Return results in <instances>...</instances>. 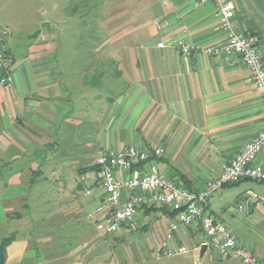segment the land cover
I'll list each match as a JSON object with an SVG mask.
<instances>
[{
    "label": "crops",
    "instance_id": "0c3cea01",
    "mask_svg": "<svg viewBox=\"0 0 264 264\" xmlns=\"http://www.w3.org/2000/svg\"><path fill=\"white\" fill-rule=\"evenodd\" d=\"M232 1L237 32L260 38L264 62V0ZM78 2L86 4L79 25L80 35L90 31L89 48L71 32L79 27L55 26L36 32L21 53L22 40L13 33L5 38L0 29V51H6L14 75L11 89L0 86V241L24 225L30 201L41 198V214L53 224L36 245L17 234L6 264H109L103 254L111 236L96 230L94 216L105 194L98 172L91 177L92 171H83L97 165L103 153L131 145L148 152L163 148L162 157L137 170L155 169L201 191L263 128L264 101L241 58L209 51L227 41L213 3ZM182 39L191 45L189 54L177 46ZM254 163L264 167V150ZM86 191L91 195L84 196ZM251 193L264 195V182L227 185L206 209L264 261V204L250 201ZM156 208L141 209L115 239L126 240L139 223L137 230L155 234L152 253L174 248L175 237L190 242L191 252L210 264L240 263L219 259L208 247L202 256L201 227L173 229L177 217ZM143 217L149 221L141 223Z\"/></svg>",
    "mask_w": 264,
    "mask_h": 264
},
{
    "label": "built area",
    "instance_id": "2783aa9c",
    "mask_svg": "<svg viewBox=\"0 0 264 264\" xmlns=\"http://www.w3.org/2000/svg\"><path fill=\"white\" fill-rule=\"evenodd\" d=\"M200 3H213L216 6L220 26L227 36L226 43L218 49H210V53L237 54L249 70L255 88L264 101V62L259 49L260 38L254 34L237 32L233 21L236 5L232 0H200ZM1 33L5 38L11 34L8 27L2 28ZM159 46L163 47L164 44ZM177 46L184 54L190 53L191 45L186 40H179ZM13 85L14 75L6 51L3 50L0 51V86L11 89ZM262 125L257 136L246 143L223 172L209 181L201 191L180 184L155 169L149 172L137 170L149 160L162 157L165 152L163 148L148 152L131 145L122 150L103 153L97 165L105 199L94 212L96 230L100 234L112 236L133 223L144 207L167 206L177 212V223L173 229L178 225L200 226L205 236L202 246L213 249L219 259H235L241 264H264L262 259L243 248L236 234L206 209L212 196L227 184L244 179L264 182V167L254 163L264 150V114ZM120 173H132V176L122 179L118 177ZM90 195L91 191L84 193V196ZM249 200L264 204V195L251 193ZM189 252L185 246L179 249L163 246L156 248L153 255L156 260H163Z\"/></svg>",
    "mask_w": 264,
    "mask_h": 264
},
{
    "label": "rangeland",
    "instance_id": "374dc122",
    "mask_svg": "<svg viewBox=\"0 0 264 264\" xmlns=\"http://www.w3.org/2000/svg\"><path fill=\"white\" fill-rule=\"evenodd\" d=\"M85 5L86 4H83V7L78 0H0V29L8 27L11 35L13 33L18 39L20 38L23 42L20 44V51L21 53H26V42L41 29L55 26L61 29L79 27L77 28L78 30H71V32H75L77 36L80 37L79 39L84 42L81 44V47L86 49L92 46L94 41H88L87 35L90 34V31H88L87 34L85 32L86 35H80V31L82 30L80 26L82 25H79V21L83 22L81 19L85 17L82 16L86 12ZM91 34L94 35L95 40H98L96 31ZM97 65L98 64H96L95 67ZM100 68L101 66L98 68L97 74L101 73ZM110 79L111 81L113 80L112 78ZM106 90L107 86H103L99 91L103 93L106 92ZM96 173V171H92L89 175L94 177ZM3 181L4 180H2V182ZM72 191L73 190L69 188L66 191L65 198H72ZM48 197L51 199L54 198L52 196ZM40 200L41 198L30 201V211L24 212L26 213L25 223L15 232L19 235L25 233L32 241L33 245H36L35 242L40 235H45L48 231L53 230V224L47 220L43 213L41 214L40 206L42 202ZM147 220L148 219L143 217L141 218V223ZM137 226L139 227L140 224L138 223ZM138 227L135 226L133 228L134 233L124 241L115 239V237L120 236L119 233L112 235L111 238H109V248L103 254V259H107L109 264H210L211 262L208 258L202 259L200 254L196 257L195 254L197 253H192L190 250L192 247L190 242L187 240L179 242L175 237L172 239L175 245L174 248L179 249L181 246H185L190 252L183 256L164 259L162 261L156 260L152 253L155 240L154 232H142L140 229H136ZM6 230L9 231V227L3 228L4 233H8ZM60 232L63 233L62 231ZM92 234L94 236H99L96 231H93ZM158 236L160 237V235ZM211 264L222 263L212 262ZM230 264L240 263L231 261Z\"/></svg>",
    "mask_w": 264,
    "mask_h": 264
},
{
    "label": "trees",
    "instance_id": "16d2710c",
    "mask_svg": "<svg viewBox=\"0 0 264 264\" xmlns=\"http://www.w3.org/2000/svg\"><path fill=\"white\" fill-rule=\"evenodd\" d=\"M83 171H86V172H89V171L99 172V166L98 165L89 166V167L84 168ZM245 180H249V179H245ZM232 184H234V183H232ZM227 185H231V184H227ZM144 209L146 210V213H151L152 211L156 210L157 208H156V206H152V207H149V208L144 207ZM158 210H164V211H166V213H171L173 216L177 215L176 211L168 208L167 206H160V208H158ZM16 238H17V234L14 232V233H11L9 235L4 236L1 239V241H0V264H6V262H7V249L9 247V245L13 241L16 240Z\"/></svg>",
    "mask_w": 264,
    "mask_h": 264
},
{
    "label": "water",
    "instance_id": "95a60500",
    "mask_svg": "<svg viewBox=\"0 0 264 264\" xmlns=\"http://www.w3.org/2000/svg\"><path fill=\"white\" fill-rule=\"evenodd\" d=\"M207 250V246H204L203 249H202V252H201V255L203 256L205 251Z\"/></svg>",
    "mask_w": 264,
    "mask_h": 264
}]
</instances>
